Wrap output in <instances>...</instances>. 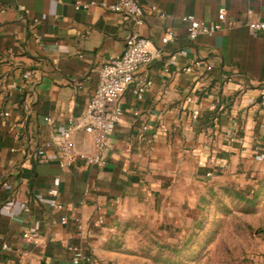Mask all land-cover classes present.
Here are the masks:
<instances>
[{
  "label": "crops",
  "instance_id": "crops-1",
  "mask_svg": "<svg viewBox=\"0 0 264 264\" xmlns=\"http://www.w3.org/2000/svg\"><path fill=\"white\" fill-rule=\"evenodd\" d=\"M116 1L0 0V264H71L73 247L117 264L120 231L142 210L164 230L184 232L206 194L264 178V33L224 27L191 42L182 20L213 22L225 10L264 21V0H145L165 16L145 12L134 30L155 44L171 32L172 41L119 98L104 166L58 167V138L133 30L100 7ZM77 2L92 5L77 11ZM145 80L151 86L138 99ZM72 143L78 154L93 152L90 135L73 132ZM45 144V157L35 158ZM52 189L63 209L50 206Z\"/></svg>",
  "mask_w": 264,
  "mask_h": 264
},
{
  "label": "rangeland",
  "instance_id": "rangeland-1",
  "mask_svg": "<svg viewBox=\"0 0 264 264\" xmlns=\"http://www.w3.org/2000/svg\"><path fill=\"white\" fill-rule=\"evenodd\" d=\"M184 232L157 226L149 210L120 231L117 264H264V178L206 194Z\"/></svg>",
  "mask_w": 264,
  "mask_h": 264
},
{
  "label": "built area",
  "instance_id": "built-area-1",
  "mask_svg": "<svg viewBox=\"0 0 264 264\" xmlns=\"http://www.w3.org/2000/svg\"><path fill=\"white\" fill-rule=\"evenodd\" d=\"M145 0H117L112 4L101 3L100 7L120 15L131 23L132 31L127 37L124 50L121 54L110 57L97 70V85L94 93L85 105V108L78 120H70L68 128L61 133L56 142L57 165L60 169H69L76 160H81L88 165L104 166L103 152L107 146L109 133L114 125L119 123L122 117V111L117 105L119 98L131 86L139 68L148 65L157 59L163 51L164 46L172 41L171 32L164 34L155 44L147 38L140 36L134 29L142 24V18L145 12L153 16L164 17L165 14L160 12L154 5H146ZM92 4L83 2L75 3V10L88 9ZM249 13V12H248ZM182 20L187 24V37L194 42L199 36H212L222 28H234L245 26L256 33H264V21L243 22L236 20L227 15L225 10H219L213 22H202L196 20L193 16L183 17ZM180 53H174L170 56L174 60ZM200 60L194 62L195 66L200 65ZM185 71H189L186 69ZM25 78L27 76H24ZM151 86L149 81L140 82L135 90L134 95L140 99L145 91ZM187 103L191 98L186 99ZM261 104L264 105V92L260 95ZM194 116L197 115L195 111ZM7 116V114H4ZM49 123V120L46 119ZM144 129V128H143ZM82 132L92 136L93 152L90 155L78 154L72 143V133ZM45 144L34 153L35 158H44L45 150L49 148ZM262 157H256L257 161H262ZM51 197L50 206L56 209H63V206L56 202L57 190L52 189L48 192ZM65 222V218L62 219ZM22 239L32 242L35 235L25 231ZM7 249L6 244H1L0 251ZM71 264H98L95 260L88 259L84 252L76 247L71 248Z\"/></svg>",
  "mask_w": 264,
  "mask_h": 264
}]
</instances>
